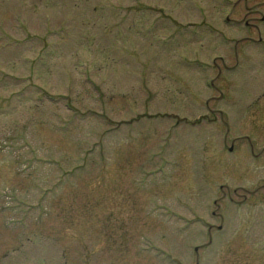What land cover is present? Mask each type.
I'll return each mask as SVG.
<instances>
[{"label": "rangeland", "instance_id": "rangeland-1", "mask_svg": "<svg viewBox=\"0 0 264 264\" xmlns=\"http://www.w3.org/2000/svg\"><path fill=\"white\" fill-rule=\"evenodd\" d=\"M263 61L264 0H0V264H264Z\"/></svg>", "mask_w": 264, "mask_h": 264}, {"label": "flooded vegetation", "instance_id": "flooded-vegetation-1", "mask_svg": "<svg viewBox=\"0 0 264 264\" xmlns=\"http://www.w3.org/2000/svg\"><path fill=\"white\" fill-rule=\"evenodd\" d=\"M228 19V18H227ZM264 97V93L260 96V98Z\"/></svg>", "mask_w": 264, "mask_h": 264}]
</instances>
